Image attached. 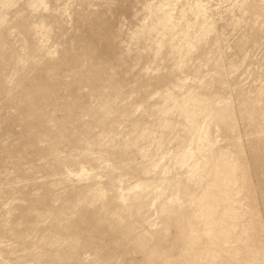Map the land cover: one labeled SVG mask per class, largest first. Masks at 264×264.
Returning a JSON list of instances; mask_svg holds the SVG:
<instances>
[{
	"label": "rangeland",
	"instance_id": "rangeland-1",
	"mask_svg": "<svg viewBox=\"0 0 264 264\" xmlns=\"http://www.w3.org/2000/svg\"><path fill=\"white\" fill-rule=\"evenodd\" d=\"M0 264H264V0H0Z\"/></svg>",
	"mask_w": 264,
	"mask_h": 264
}]
</instances>
